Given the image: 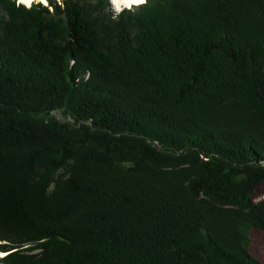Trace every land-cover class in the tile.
<instances>
[{"label":"trees","instance_id":"1","mask_svg":"<svg viewBox=\"0 0 264 264\" xmlns=\"http://www.w3.org/2000/svg\"><path fill=\"white\" fill-rule=\"evenodd\" d=\"M263 182L264 0H0V264H261Z\"/></svg>","mask_w":264,"mask_h":264},{"label":"rangeland","instance_id":"2","mask_svg":"<svg viewBox=\"0 0 264 264\" xmlns=\"http://www.w3.org/2000/svg\"><path fill=\"white\" fill-rule=\"evenodd\" d=\"M110 4H111V9L113 10L114 14L115 15L120 14L122 10L117 9L112 0H110ZM53 116H55L59 120H65L61 112H55ZM251 199H253L257 203L264 201V182L257 188V190L254 191ZM248 238H249L248 247H249L251 254L261 264H264V231L258 228L251 227L248 232ZM4 255L0 256V258L4 257Z\"/></svg>","mask_w":264,"mask_h":264},{"label":"bare ground","instance_id":"3","mask_svg":"<svg viewBox=\"0 0 264 264\" xmlns=\"http://www.w3.org/2000/svg\"><path fill=\"white\" fill-rule=\"evenodd\" d=\"M20 3L31 5L33 2H43L47 4L46 0H18ZM117 9L124 10L126 8H132L133 6H139L147 0H112ZM4 254L0 253V256Z\"/></svg>","mask_w":264,"mask_h":264}]
</instances>
